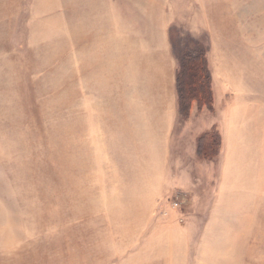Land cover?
Segmentation results:
<instances>
[{"label":"rangeland","instance_id":"374dc122","mask_svg":"<svg viewBox=\"0 0 264 264\" xmlns=\"http://www.w3.org/2000/svg\"><path fill=\"white\" fill-rule=\"evenodd\" d=\"M235 2L199 40L221 97L181 118L233 138L162 173L135 72L171 0H0V264H264V0Z\"/></svg>","mask_w":264,"mask_h":264},{"label":"crops","instance_id":"0c3cea01","mask_svg":"<svg viewBox=\"0 0 264 264\" xmlns=\"http://www.w3.org/2000/svg\"><path fill=\"white\" fill-rule=\"evenodd\" d=\"M235 1L191 0L193 6H190L189 11L185 10L182 13L177 11L176 0H171V11L168 7H165L160 8L157 13V20L154 24L156 28L149 35V42L145 45L141 58L138 59V69H136L135 76L137 77V90L140 95L142 94L137 99H143V101H139V109L142 110L144 125L143 133L152 135V138L147 137L143 140L154 141L155 144V147H151L149 150L146 149L144 155L158 157L159 161L156 166L162 173L173 171L175 164L172 163L171 158L177 155V151L180 149L178 144L180 140L189 142L188 152L185 151L183 155L194 157L196 154V139L206 130L205 128L209 127V125L203 126L199 122L198 124L195 123L194 119L191 124L183 123L181 119L176 90L177 60L173 52L170 32L174 27L182 26L192 38L199 41L202 35H207L211 39L212 32L214 33L215 30L218 40L224 27H233V22H235L233 12L235 5L237 6ZM208 49L213 94L216 100L217 97H221L223 86V55L221 53L218 55V47L215 57L212 55V48L208 46ZM216 92H219L218 96ZM215 111L217 118V107H215ZM196 114H198V111L192 108L191 117ZM180 121L183 123L182 132L176 137L175 130ZM219 125L217 123L218 127ZM219 129L223 135L225 145L226 142L229 145L235 131L234 121L231 119V122L227 123L226 132L220 127ZM230 129L232 131L229 132Z\"/></svg>","mask_w":264,"mask_h":264},{"label":"trees","instance_id":"16d2710c","mask_svg":"<svg viewBox=\"0 0 264 264\" xmlns=\"http://www.w3.org/2000/svg\"><path fill=\"white\" fill-rule=\"evenodd\" d=\"M170 38L173 52L177 60L176 90L179 114L183 120H188L192 105L195 103L198 111L204 108L213 113L214 95L212 91V76L208 61V47L190 36L179 39L177 31L171 30ZM215 139L210 132L198 137L197 157L207 159L208 153L219 147V153L223 149V137L219 127H216ZM204 144H203V143ZM203 144L200 146V144Z\"/></svg>","mask_w":264,"mask_h":264},{"label":"built area","instance_id":"2783aa9c","mask_svg":"<svg viewBox=\"0 0 264 264\" xmlns=\"http://www.w3.org/2000/svg\"><path fill=\"white\" fill-rule=\"evenodd\" d=\"M173 206L177 207V204H174Z\"/></svg>","mask_w":264,"mask_h":264}]
</instances>
